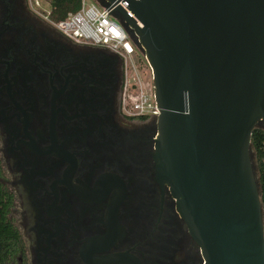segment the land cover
<instances>
[{
	"label": "flooded vegetation",
	"instance_id": "1",
	"mask_svg": "<svg viewBox=\"0 0 264 264\" xmlns=\"http://www.w3.org/2000/svg\"><path fill=\"white\" fill-rule=\"evenodd\" d=\"M57 1L0 0V181L20 235L0 264H204L158 173L159 120L125 113L124 59L56 30Z\"/></svg>",
	"mask_w": 264,
	"mask_h": 264
},
{
	"label": "water",
	"instance_id": "2",
	"mask_svg": "<svg viewBox=\"0 0 264 264\" xmlns=\"http://www.w3.org/2000/svg\"><path fill=\"white\" fill-rule=\"evenodd\" d=\"M105 1L152 70L158 173L203 263L264 264L252 145L264 129V0Z\"/></svg>",
	"mask_w": 264,
	"mask_h": 264
},
{
	"label": "built area",
	"instance_id": "3",
	"mask_svg": "<svg viewBox=\"0 0 264 264\" xmlns=\"http://www.w3.org/2000/svg\"><path fill=\"white\" fill-rule=\"evenodd\" d=\"M117 8L115 2L110 6H98L90 0H82L79 11L69 13L65 19L57 22L51 19L50 22L56 30L75 43L108 48L120 55L124 59L127 75L123 95L125 113L131 117L158 120L161 109L156 100L153 73L149 84L142 82L134 38L122 15L119 12L113 13ZM143 56L148 63L146 56Z\"/></svg>",
	"mask_w": 264,
	"mask_h": 264
},
{
	"label": "trees",
	"instance_id": "4",
	"mask_svg": "<svg viewBox=\"0 0 264 264\" xmlns=\"http://www.w3.org/2000/svg\"><path fill=\"white\" fill-rule=\"evenodd\" d=\"M82 0H58L52 10L53 20L65 19L69 13L81 9ZM252 145L256 155L259 185L264 213V129L258 127L252 136ZM14 199L0 181V262L6 260L19 246L20 235L11 218Z\"/></svg>",
	"mask_w": 264,
	"mask_h": 264
},
{
	"label": "rangeland",
	"instance_id": "5",
	"mask_svg": "<svg viewBox=\"0 0 264 264\" xmlns=\"http://www.w3.org/2000/svg\"><path fill=\"white\" fill-rule=\"evenodd\" d=\"M90 2L100 6L95 0H90ZM53 21L57 22V20H53ZM135 49H136V58L138 59V62H139L138 63V66H139L138 72H139V75L141 76L142 82L147 85L152 81V77H151L152 71H151L150 66L148 65V63L144 59L142 52L139 49H137L136 46H135ZM255 158H256V155H255ZM256 166H257V161H256ZM257 174H258V168H257Z\"/></svg>",
	"mask_w": 264,
	"mask_h": 264
}]
</instances>
